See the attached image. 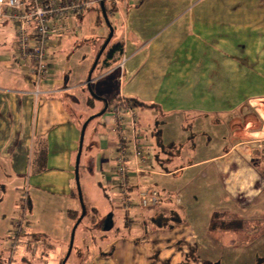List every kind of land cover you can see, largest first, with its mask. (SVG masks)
Here are the masks:
<instances>
[{"label": "crops", "instance_id": "obj_1", "mask_svg": "<svg viewBox=\"0 0 264 264\" xmlns=\"http://www.w3.org/2000/svg\"><path fill=\"white\" fill-rule=\"evenodd\" d=\"M91 12L67 18L68 32L50 38L51 76L39 95L30 64L19 58L15 24L0 15V190L21 189L15 183L24 181L37 196L79 197L76 159L83 124L88 123L84 141L95 118L101 125L88 138V174L102 172L103 163L114 173L118 145L125 141L133 149V133L130 115L123 113L120 123L110 110L122 98L140 101L143 105L134 109L146 145V171L135 173L129 150L128 207L111 169L104 175L106 189L121 187L123 225L115 228L114 212L97 218L91 228L100 229V239L83 237L82 264L213 262L219 254L210 247L220 248L225 236L233 242L248 239L239 228L211 232L214 213H233L245 230L264 222V0H123L109 17L116 22L111 21L116 41L107 50L112 37L92 74L110 27ZM82 45L88 52L72 71L67 64ZM116 45L128 57L123 73L114 72L117 54L109 57ZM89 89L104 105L84 118L75 111L80 103L75 94L95 107ZM172 118L178 120L179 136L166 141ZM82 158L83 150L80 170ZM144 188L159 191L158 206L141 209L138 192ZM30 200L23 203L25 212ZM170 208L181 219L158 223L159 213L168 214ZM79 211L82 207L74 203L66 208L59 250L68 245L76 224L71 213ZM39 235H25V241H43L41 253L48 256V244Z\"/></svg>", "mask_w": 264, "mask_h": 264}, {"label": "rangeland", "instance_id": "obj_2", "mask_svg": "<svg viewBox=\"0 0 264 264\" xmlns=\"http://www.w3.org/2000/svg\"><path fill=\"white\" fill-rule=\"evenodd\" d=\"M100 7L101 6H99L98 8ZM95 8L92 10L91 15L95 17L99 15L101 25L106 28L108 24L102 12L99 10V13ZM87 13H89V11ZM111 21L113 22V24H116L114 19H111ZM83 23H85V21ZM117 36L118 35L116 34L113 37L107 50H109V48L114 45ZM80 48L81 49H78V51L76 52L79 54V56H75V54L71 58V63L67 64V66L72 71H76L78 69V66L76 64L80 59V55L84 52H88V49L85 48V46L82 45ZM64 66L66 67V64H64ZM119 71L120 69H116L114 72L117 73ZM105 79H109L110 82H114V78L109 77ZM92 88L95 92H98V87L96 85H93ZM93 90L89 89L87 90V92H90L89 94L96 98L95 107H90L84 100H81L82 96L80 92L75 94V96H77L80 101L78 105L76 104L77 107L75 108V111L77 112V114L82 112L84 118H90L92 115L99 112L101 107H103L104 105V102L98 100V94ZM106 96L108 100L112 98L111 95ZM177 121L178 120L172 118V123L171 125H169L170 128L169 130H167L168 133H170H166V135L164 136L166 141L171 140L168 138H172L174 140L178 138V126L177 123H175ZM100 128L101 125L99 122V118L97 117L90 123L84 141L83 158L81 162V170L79 169V176L81 191L83 195V203L87 215L75 232V240L71 254L68 256L73 230L71 231L69 239L67 241L68 245L61 250H59V248L63 245L61 243L60 236L62 235L61 232L63 231V226L67 221L66 208H68L69 204L74 203L77 204L78 207H82V203L79 197L70 199L64 196H37L39 193H35L34 189L32 192H30L29 189L26 188L28 186L27 183H25L24 181H20L19 183L15 184L21 187V189H10L7 192L5 191L4 193L3 190H0V264H82L84 263V258L78 255V251L79 249H81V247H83V237H93V241L95 242L100 239V229L91 228V224H93V222L97 220V218H101L109 212H114L116 213L115 219H117V222L119 223L116 224L115 228H118L117 226L123 225V218L125 216L123 203L117 197L120 196L121 187L117 186V188H105L107 184V178H104V175H106L107 172L110 173V171L111 173H113L110 164L103 163L101 165L102 172H100L99 170L94 171L93 176H90L88 174V170H86L84 167L86 164V159L88 157V138L92 135L91 133L96 130H100ZM129 150L132 151L131 148ZM114 167H116V165ZM117 180L118 183H120L119 179ZM100 183L102 186H104H100ZM76 190L77 186L75 185V191ZM29 196L31 197V200L29 202L30 205L28 203V208L26 212H24L22 206L25 200L29 199ZM22 220L23 233L19 237L17 248L12 257L11 246L14 242L12 233L13 231L18 230L17 223ZM98 224L102 225V222H99ZM251 227H256V229H246L248 233V235L246 236L248 237V239H244L245 236H243V238L239 240L237 237H235V241L233 242L231 241L232 237L230 238L228 236H225L223 245L220 246V248H218V246H214V248L210 247L213 252H216V256L217 254H219V257H217L215 260L212 259L213 262H211V264H264V222H258L257 224L253 223ZM116 232L117 231L114 230L111 235L113 236V234H115ZM34 233H37L38 235L40 234L39 236L43 238L48 244L47 251L50 253V255L45 256L41 253L42 250H45V246H42L43 241L38 242V239L35 238L30 243V245L27 241H25L27 237H32ZM2 246L4 247L3 251H1ZM102 247L103 244L101 243V248ZM216 256H214V258ZM209 257L213 256L211 255Z\"/></svg>", "mask_w": 264, "mask_h": 264}, {"label": "built area", "instance_id": "obj_3", "mask_svg": "<svg viewBox=\"0 0 264 264\" xmlns=\"http://www.w3.org/2000/svg\"><path fill=\"white\" fill-rule=\"evenodd\" d=\"M110 9L111 13L121 8L123 0H0V15L11 20L16 27L15 46L20 60L30 64L32 77L37 84L34 92L41 93L40 87L48 82L51 70L48 63L47 47L51 37L62 36L68 32L64 20L71 16L82 15L101 4ZM128 57L122 55L117 68L123 73ZM131 117L130 129L133 133L132 154L135 158V173L137 175L146 171L147 155L146 145L142 142L141 131L138 129V118L134 106L122 98L113 105L110 114L124 123L123 113ZM124 139V138H123ZM125 141L119 143V153L116 157L114 177L119 179L122 186L125 204H131V194L128 191V178L130 175L129 149ZM146 165V166H145ZM118 181V180H117ZM160 193L153 188L139 189L138 203L141 209L159 205ZM28 200H25V204ZM25 212V210H24ZM24 216V213H23ZM23 220L17 223L18 230L13 231L14 242L11 246L12 257L17 248L19 237L23 231Z\"/></svg>", "mask_w": 264, "mask_h": 264}, {"label": "trees", "instance_id": "obj_4", "mask_svg": "<svg viewBox=\"0 0 264 264\" xmlns=\"http://www.w3.org/2000/svg\"><path fill=\"white\" fill-rule=\"evenodd\" d=\"M99 10L102 12L101 8H99ZM105 11H106L107 16L109 18L110 14H112L110 12V9H108L105 6ZM102 14H103V12H102ZM109 21H110V24L112 25V22H111L110 18H109ZM116 54H118V56H117V61L118 62L117 63H119V61H120V59H121V57L123 55L122 45H116L115 47H113L111 49V51L109 52V57L113 58ZM130 101H131V104L133 106L143 105L142 102L137 101V100H130ZM160 136H161V134H160V132H158V139L160 140L159 141V146H160L161 150H164V145H163V143L161 141V137ZM157 160H159V159H157ZM77 191H78V188H77ZM130 194H131V192H130ZM81 214H82V211H79V212H76V213H71V216H72V218H75V220L77 222L79 220V218L81 217ZM86 215H87V212L85 213L84 217L79 222L78 226L81 224V222L83 221V219L85 218ZM158 217L159 218L155 219V220L158 223H161V224H163L166 221L169 222L171 219H174L175 221H177L176 218L178 219V221L181 219V215H180L179 211L177 209H175V208H170V211L168 212V214L159 213ZM163 219H164V221H161ZM236 220L241 221V223L237 224ZM237 228H239V229H237ZM219 229H229V230H232V229L236 230L237 229V230H240V231L243 230L246 233V230L244 229L242 220L238 216L235 217V215L233 213H219V212H216V213L213 214V218H212V221H211V224H210V231L211 232H215V231H217ZM206 264H211V262L207 261Z\"/></svg>", "mask_w": 264, "mask_h": 264}, {"label": "water", "instance_id": "obj_5", "mask_svg": "<svg viewBox=\"0 0 264 264\" xmlns=\"http://www.w3.org/2000/svg\"><path fill=\"white\" fill-rule=\"evenodd\" d=\"M101 8H102V11H103V15H104V18L107 22V24L109 25L110 27V34H109V37L106 41V43L104 44V46L102 47L101 51L99 52L98 54V57L96 59V62L94 64V67L91 71V74L93 73L102 53L105 51L106 47L108 46V44L110 43L113 35H114V28L113 26L110 24V21H109V18L107 16V13L105 11V5L104 3L101 4ZM91 79V77H90ZM91 90V89H90ZM106 110L102 111L100 113L103 114ZM87 122L84 124L83 128H82V133H81V140H80V146H79V151H78V155H77V159H76V180H77V187H78V195H79V199L81 200V203H82V207H83V210H82V214H81V217L79 218V220L76 222L74 228H73V231H72V236H71V243H70V248H69V252H68V256L71 254L72 252V249H73V245H74V240H75V232H76V228L79 224V222L81 221V219L84 217L85 213H86V210H85V206H84V203H83V195H82V191H81V186H80V178H79V168H80V161H81V155H82V150H83V142H84V137H85V131H86V127H87Z\"/></svg>", "mask_w": 264, "mask_h": 264}]
</instances>
